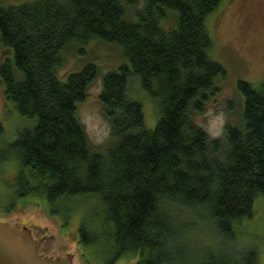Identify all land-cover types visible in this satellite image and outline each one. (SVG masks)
I'll use <instances>...</instances> for the list:
<instances>
[{
    "label": "trees",
    "instance_id": "16d2710c",
    "mask_svg": "<svg viewBox=\"0 0 264 264\" xmlns=\"http://www.w3.org/2000/svg\"><path fill=\"white\" fill-rule=\"evenodd\" d=\"M220 1L0 2V46L11 52L0 61L3 95L35 119L9 143L20 166L14 199L37 197L63 220L79 199L95 203L80 217L78 242L103 264L124 255H137L133 264H257L256 251L233 240L234 224L251 219L264 195V80L238 81L241 124L227 122L222 137L193 120L224 72L209 56L205 26ZM163 7L177 16L168 29L159 24ZM92 38L117 44L124 57L101 79L98 97L110 125L103 149L89 142L76 116L97 66L88 61L64 80L57 75L73 46ZM134 79L155 104L152 128L132 97ZM192 206L205 210L226 245L206 239L191 247L173 210Z\"/></svg>",
    "mask_w": 264,
    "mask_h": 264
},
{
    "label": "rangeland",
    "instance_id": "374dc122",
    "mask_svg": "<svg viewBox=\"0 0 264 264\" xmlns=\"http://www.w3.org/2000/svg\"><path fill=\"white\" fill-rule=\"evenodd\" d=\"M21 1L26 0H0L1 4H17ZM141 5L142 0H138L137 7ZM163 12L159 18L160 26L164 29L173 27L177 20L175 10L163 7ZM205 26L211 38L209 56L224 69L223 73L215 76L213 84L217 89L207 97L202 112L193 114V120L206 131L211 117L221 112L226 117L225 124H241L243 93L237 88L238 81L257 83L264 80V0H221L206 17ZM73 48L67 54L63 67L58 69L57 75L64 80L68 72L79 70L88 61L97 66V75L88 85L84 99L76 103V116L83 125L89 142L103 149L110 138V125L102 113L98 97L101 79L106 71L116 69L124 61V57L117 44L99 38H92L82 45L75 44ZM6 57H11V52L0 46V61ZM131 87L132 92L135 90L136 93L132 97L142 102L145 126L152 128L157 119L153 100L145 91L138 89L135 79ZM34 123L33 117L22 115L11 101L5 99L0 81V221L19 225L24 223L35 237L44 234L42 229L46 227L47 232L39 250L42 254L59 255L68 252L72 264H103L98 253L78 242L80 217L95 209V203L83 205L79 199L77 202L80 203L75 209L69 210L65 214L68 217L63 220L61 215L50 214L48 204L37 197L14 199L12 181L20 166L18 158L9 153V143L15 139L19 130L31 127ZM5 206L12 207V210L3 212ZM173 216L184 227L192 248L206 239L217 241V247L226 245V239L220 240L222 236L217 234L203 208L177 207L173 210ZM234 230L235 246L255 250L257 264H264V195L256 198L253 217L235 223ZM137 258V255H124L115 264H133Z\"/></svg>",
    "mask_w": 264,
    "mask_h": 264
},
{
    "label": "water",
    "instance_id": "95a60500",
    "mask_svg": "<svg viewBox=\"0 0 264 264\" xmlns=\"http://www.w3.org/2000/svg\"><path fill=\"white\" fill-rule=\"evenodd\" d=\"M43 237H35L24 223L0 221V264H72L68 252L59 255L40 253Z\"/></svg>",
    "mask_w": 264,
    "mask_h": 264
},
{
    "label": "clouds",
    "instance_id": "9594fccd",
    "mask_svg": "<svg viewBox=\"0 0 264 264\" xmlns=\"http://www.w3.org/2000/svg\"><path fill=\"white\" fill-rule=\"evenodd\" d=\"M226 117L221 112L219 114L213 115L209 120L206 131L211 137H219L223 134V128L225 124Z\"/></svg>",
    "mask_w": 264,
    "mask_h": 264
},
{
    "label": "flooded vegetation",
    "instance_id": "af4514ba",
    "mask_svg": "<svg viewBox=\"0 0 264 264\" xmlns=\"http://www.w3.org/2000/svg\"><path fill=\"white\" fill-rule=\"evenodd\" d=\"M4 212V211H3ZM37 228H38V226H37ZM37 228H36V230H37ZM42 232L43 233H46L47 231H46V227H44V229H42ZM42 235H45V234H42ZM44 239H46V238H44ZM41 250H42V247H41ZM101 260V259H100ZM101 262H102V260H101ZM117 262V261H116ZM115 262V263H116ZM115 263H112V264H115Z\"/></svg>",
    "mask_w": 264,
    "mask_h": 264
}]
</instances>
